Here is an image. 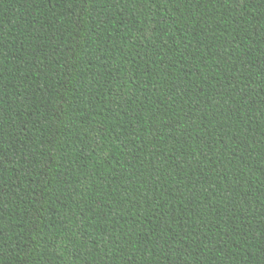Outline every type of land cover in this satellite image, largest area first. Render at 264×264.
<instances>
[{"label":"trees","instance_id":"1","mask_svg":"<svg viewBox=\"0 0 264 264\" xmlns=\"http://www.w3.org/2000/svg\"><path fill=\"white\" fill-rule=\"evenodd\" d=\"M0 264H264V0H0Z\"/></svg>","mask_w":264,"mask_h":264}]
</instances>
